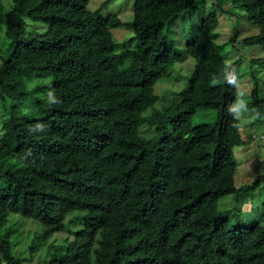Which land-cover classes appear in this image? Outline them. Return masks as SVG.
I'll use <instances>...</instances> for the list:
<instances>
[{
	"label": "trees",
	"instance_id": "trees-1",
	"mask_svg": "<svg viewBox=\"0 0 264 264\" xmlns=\"http://www.w3.org/2000/svg\"><path fill=\"white\" fill-rule=\"evenodd\" d=\"M202 1L134 0L136 45L118 51L90 48L120 19L87 9V0H12L6 11L0 5L7 39L0 102L25 95L36 110V117L0 124V264L23 260L9 251L2 229L8 213L37 224L30 255L76 214L72 237L46 245L42 264H264V223L230 224L216 207L264 179L234 184L231 148L242 142L237 61H224L212 35L223 4L240 9L257 29L242 43L263 51L250 63L264 66V0H218L184 47L194 63L177 100L153 106L155 80L183 58L164 28ZM23 16L45 29L25 33ZM43 72L51 100L36 95L38 84L26 89L28 78ZM249 98L260 113L264 97L255 86ZM199 109L212 110L213 120L193 122ZM140 123L153 128L147 138L138 134Z\"/></svg>",
	"mask_w": 264,
	"mask_h": 264
},
{
	"label": "rangeland",
	"instance_id": "rangeland-1",
	"mask_svg": "<svg viewBox=\"0 0 264 264\" xmlns=\"http://www.w3.org/2000/svg\"><path fill=\"white\" fill-rule=\"evenodd\" d=\"M218 3V0H203L196 8L188 14L181 16L165 26L164 33L168 44L172 45L183 54L180 62L171 65L165 73L160 75L152 85L153 92L158 95L153 106L162 109L177 100L175 93L185 86L187 77L193 69L194 60L185 53V45L190 42L196 34V30L204 14ZM12 0H0V5L5 11L11 7ZM216 11L217 25L212 32L214 40L221 50L224 61L236 60V113L238 117V132L242 139L241 144L233 145L231 148L236 164L233 176L235 186L249 183L258 175L264 179V107L259 112L250 105L249 92L253 86L256 87L258 96L264 97V66L250 59L259 58L263 51L257 45H246L242 39L253 35L257 29L250 24L241 10L225 3ZM86 8L89 10L100 9L102 15L113 14L120 19V24L114 28H105L102 32L89 41L90 48L95 51H118L123 47H134L136 40L132 36L130 22L132 15L136 12L134 0H87ZM24 31L42 32L45 24L38 20L22 17ZM235 28L233 42L228 41L233 36L231 31ZM7 39H4L0 27V63L1 57L5 56ZM49 74L46 72L31 76L26 81V89L38 84L40 89L36 95L49 99L50 88L47 86ZM25 95H21L10 104L0 102V124L7 119L21 121L28 117H36V110L27 101ZM144 113H148L146 110ZM212 110L199 109L193 115V122H210L213 120ZM138 134L147 138L153 133V128L140 123L137 126ZM264 204V180H259L252 191L245 192L237 197L226 195L216 201L218 209L225 208V216L230 224L239 223L245 225L253 222L264 223L262 205ZM76 215L68 214L64 221V228L54 232L40 249L30 255L27 245L34 232L38 230L35 221L22 217L16 213L6 215V223L2 229L7 232L9 251L14 258L23 259L22 264H42V257L46 245L60 243L63 239L72 237L71 231L80 224L69 222ZM69 222V223H68Z\"/></svg>",
	"mask_w": 264,
	"mask_h": 264
},
{
	"label": "clouds",
	"instance_id": "clouds-1",
	"mask_svg": "<svg viewBox=\"0 0 264 264\" xmlns=\"http://www.w3.org/2000/svg\"><path fill=\"white\" fill-rule=\"evenodd\" d=\"M49 99H50V100L53 99V96H52L51 93H49Z\"/></svg>",
	"mask_w": 264,
	"mask_h": 264
}]
</instances>
